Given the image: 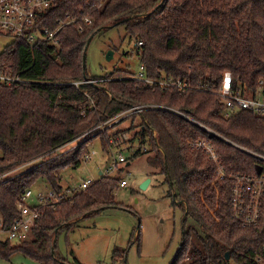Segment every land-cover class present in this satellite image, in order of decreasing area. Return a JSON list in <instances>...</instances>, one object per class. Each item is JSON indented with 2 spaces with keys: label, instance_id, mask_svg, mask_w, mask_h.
Wrapping results in <instances>:
<instances>
[{
  "label": "trees",
  "instance_id": "16d2710c",
  "mask_svg": "<svg viewBox=\"0 0 264 264\" xmlns=\"http://www.w3.org/2000/svg\"><path fill=\"white\" fill-rule=\"evenodd\" d=\"M47 17L49 28H60L59 44L32 46L15 38L0 53L7 70L32 81L0 82L2 228L20 217L18 203L27 189L43 181L60 191L63 169L80 166L95 138L108 153L113 133L132 130L131 142L139 144L132 158L148 147L152 165L166 174L169 194L185 213L183 241L172 264H259L264 209L257 225L244 227L233 213V179L221 177L219 165L228 175L264 169L263 160L237 146L264 155V116L231 109L220 92L229 77L232 90L264 92V0H51ZM113 25H123L124 36L135 41L141 71L155 84L122 68L89 74L88 41ZM179 80L187 86H178ZM152 104L164 108H146L101 128L133 107ZM128 120V127L111 134ZM198 139L215 148L218 161L191 145ZM75 140L78 147L62 150ZM122 170L100 175L56 207L44 206L28 238H0V258L22 252L40 264H81L56 254L58 236L112 202ZM188 219L198 226H189ZM113 251L114 264L126 258V250Z\"/></svg>",
  "mask_w": 264,
  "mask_h": 264
},
{
  "label": "rangeland",
  "instance_id": "374dc122",
  "mask_svg": "<svg viewBox=\"0 0 264 264\" xmlns=\"http://www.w3.org/2000/svg\"><path fill=\"white\" fill-rule=\"evenodd\" d=\"M124 32L126 33L123 25H113L109 31L92 37L86 47V62L90 75L104 76L114 69L122 68L128 69L136 78L142 68L135 41L124 36ZM11 40V36H0V53ZM110 50H113V56L108 59ZM227 82L228 79L226 86ZM130 122L128 120L121 123L111 133L128 127ZM134 123L139 125L140 121L136 119ZM129 133L131 135L133 131ZM128 145L125 140L124 153L128 160L121 163L120 167L123 168L122 178H126L129 184L120 185L115 189L112 202L100 212L81 218L70 228L60 232L56 248L58 256L72 263L78 260L81 264H114L113 250L121 248L127 251V255L116 264L173 263L183 241L185 213L179 202L175 203L169 194L166 174L152 165L150 151H142L140 155L132 158L135 151ZM89 148L96 149L97 153L84 160L78 167L63 169L64 186H73L87 178L97 179L102 175L101 171L108 166L110 152H104L100 138H95ZM149 178L148 185L143 187L142 184ZM46 187L48 186L43 181L33 186L34 189ZM187 224L198 226L192 219H188ZM0 264L40 262L17 252L9 259L0 258Z\"/></svg>",
  "mask_w": 264,
  "mask_h": 264
},
{
  "label": "built area",
  "instance_id": "2783aa9c",
  "mask_svg": "<svg viewBox=\"0 0 264 264\" xmlns=\"http://www.w3.org/2000/svg\"><path fill=\"white\" fill-rule=\"evenodd\" d=\"M51 5V0H0V36L8 35L12 39L21 38L26 40L30 45H35L37 42H50L53 44L60 43V37L58 35L59 29H51L46 25L47 22V9ZM74 21V20H72ZM87 23L91 24V19H87ZM7 67L2 65L0 61V82L6 84H24L31 83V79L23 75H16L6 69ZM143 69V66H141ZM136 78L144 80L151 85L156 81L146 77L143 72H139ZM93 82V80H87ZM159 84H171L175 83L174 80H160ZM263 83V81L261 82ZM75 84H78L75 82ZM180 87H186L181 80L177 82ZM226 96V103L231 109H251L260 116H264V92H260L257 95L250 92L247 88L232 90L230 77L226 86V80L220 92ZM159 105L149 106H136L127 110L124 114L118 118L114 117L110 123L101 125L102 130H105L107 126L118 122L120 119L126 117L135 112H141L146 108H158ZM164 108V107H161ZM189 120L194 121L191 117L184 115ZM206 128L209 132L218 135L225 139L223 136L216 132ZM112 134V133H111ZM156 134V131H154ZM131 135L127 132L119 133L118 135H112L110 146V161L108 166L101 171L102 175L111 176L117 171L121 163L128 160L124 153L125 140L128 142V147L136 151L135 148L139 144H133L131 142ZM226 140V139H225ZM229 141V140H226ZM231 142V141H230ZM79 142L77 140L70 142L64 146L63 151L73 150L78 147ZM192 146L196 148L204 147L208 153L218 161V155L215 148L208 144L206 140L198 139L192 141ZM239 148L251 153L264 161V155L258 152H253L249 149L237 145ZM142 150L146 151V147H142ZM96 149H92L90 154L86 155V159H90L93 154H96ZM85 159V160H86ZM113 162L111 163V161ZM219 172L221 177H231L233 179L232 186V207L234 217L244 226L251 227L257 225L262 218L264 209V169L259 170L257 174H231L228 175L224 171V168L219 165ZM96 179L87 178L83 181L77 182V184L63 185L60 191H56L53 187H46L44 189H27L18 203V209L20 210V217L14 222L11 228L3 229L0 223V238H9L12 240L20 241L28 238L31 231L34 228H38L37 221L42 215V208L44 206L56 207L59 203L65 200H71L78 193L86 191ZM129 184L126 178H123L120 182L121 186H127ZM46 189V190H45ZM264 250V245H263ZM259 264H264V253L259 254L257 257Z\"/></svg>",
  "mask_w": 264,
  "mask_h": 264
},
{
  "label": "water",
  "instance_id": "95a60500",
  "mask_svg": "<svg viewBox=\"0 0 264 264\" xmlns=\"http://www.w3.org/2000/svg\"><path fill=\"white\" fill-rule=\"evenodd\" d=\"M92 37H93V35L90 37L88 43L90 42V40L92 39ZM86 47H87V46H86ZM112 56H113V50H110L109 53H108V55H107V57H108V59H110V58H112ZM84 61H86V49H85ZM149 181H150V178L147 179V180L142 184V186H143V187H146V186L148 185ZM179 202H181V201H179ZM229 255H230L229 252H227V254H226L227 258L229 257Z\"/></svg>",
  "mask_w": 264,
  "mask_h": 264
}]
</instances>
